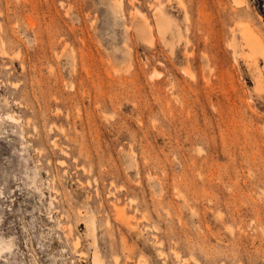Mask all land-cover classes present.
<instances>
[{
  "label": "rangeland",
  "instance_id": "obj_1",
  "mask_svg": "<svg viewBox=\"0 0 264 264\" xmlns=\"http://www.w3.org/2000/svg\"><path fill=\"white\" fill-rule=\"evenodd\" d=\"M152 1L0 0V264H91L94 247L264 264V93L230 45L239 21L264 40V0H183L189 23L171 0L164 41L140 18Z\"/></svg>",
  "mask_w": 264,
  "mask_h": 264
},
{
  "label": "bare ground",
  "instance_id": "obj_2",
  "mask_svg": "<svg viewBox=\"0 0 264 264\" xmlns=\"http://www.w3.org/2000/svg\"><path fill=\"white\" fill-rule=\"evenodd\" d=\"M176 1H177L176 8L172 5L171 0H164V1L154 0V1H152L150 3V8L153 12L152 13L153 23L150 21L147 14L141 13L140 18L143 21L144 25L147 27V30H150L152 28V24H154L155 28L159 32L160 37L163 41L166 39V34H167L168 30L171 28V22L167 18L169 9L175 8L177 11L182 12L184 14V21L185 22L189 23V21H190V17L188 15L187 8H186L184 1L183 0H176ZM233 2L236 5H241V4L245 3V0H233ZM114 4H115L116 8L118 9L119 7H121V0H114ZM237 33L239 36V40L242 41V43H239L235 33L233 34L232 41L230 42V45L232 46V48L234 49V53L236 54L235 58L237 59L238 57H241L244 59V61H247L249 70L252 71V75H253L254 80H255V87H254L255 90L264 93V40H263V37H262L261 33H259L256 30V28L254 29L253 25L247 21H239ZM179 35H180L179 36L180 42L182 40L183 44L185 45V52H187V55H190L191 53H189L190 51H188V47L192 44L191 40L187 36L183 38L180 31H179ZM171 36H172V33H171ZM167 44H169V46H171V49L173 51V48H174L173 43L167 42ZM245 48L247 49V51H244ZM5 54H6V52H5ZM261 62L263 63V65L260 64ZM182 70L184 73L190 74L188 68H183ZM157 74H160V73H157ZM5 102H7V99H5ZM7 118L10 119L12 122L13 121L14 122H16V121L20 122L19 119L15 118L14 115H12V114H7ZM1 119H2V115L0 116V120ZM2 123H3V120H2ZM19 126L21 127V125H19ZM61 129L63 130V127ZM21 135H22V137L24 136L22 129H21ZM53 145L57 147L58 143L53 142ZM59 162L62 166L66 165V163H65L66 161H64V160H61ZM64 173H66V170L64 171ZM54 182H55V180L52 179V181H50V183H48L47 188L49 190H54V191L58 192V189H56ZM37 189L39 190V187H37ZM41 194H43V191H41ZM50 201H51V199H50ZM113 208L116 211V214L125 222V224L132 226L131 221L127 217H125L124 208L119 207L117 204H114ZM63 213L68 214V211L65 209H62L61 214L63 215ZM66 216H68V215H66ZM84 216L86 218L87 229L90 232H93L95 230L94 215H92V214L89 215V211H87ZM65 222L67 223V227L69 228V230H71L70 222L69 221H65ZM62 224L63 223L61 221L58 222L59 227L62 226ZM107 224H109V221H107ZM79 241H80V237L75 236L74 246H77ZM93 243L95 245V241ZM10 248H11L10 244L5 243V240L3 238H1L0 239V252H3L5 250L7 251V249L9 250ZM82 254H83V252L80 251L81 256H83ZM176 257L178 259H181L180 255L178 253H176ZM115 263H117V258L115 259ZM91 264H105L96 247H94V250L92 252ZM144 264H148V263L144 262Z\"/></svg>",
  "mask_w": 264,
  "mask_h": 264
}]
</instances>
